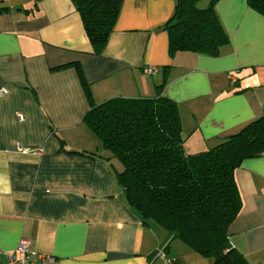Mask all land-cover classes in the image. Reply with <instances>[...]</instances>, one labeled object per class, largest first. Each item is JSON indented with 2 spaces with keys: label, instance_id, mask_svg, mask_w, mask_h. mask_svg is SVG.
<instances>
[{
  "label": "crops",
  "instance_id": "crops-1",
  "mask_svg": "<svg viewBox=\"0 0 264 264\" xmlns=\"http://www.w3.org/2000/svg\"><path fill=\"white\" fill-rule=\"evenodd\" d=\"M176 1L123 0L96 55L71 0H0V252L25 239L50 264H215L143 226L116 183L121 164L83 123L76 65L96 104L153 98L161 85L178 105L187 154L264 115V18L246 0H219L229 38L219 56H171L163 27ZM234 178L242 205L229 242L248 264H264V154Z\"/></svg>",
  "mask_w": 264,
  "mask_h": 264
},
{
  "label": "trees",
  "instance_id": "trees-1",
  "mask_svg": "<svg viewBox=\"0 0 264 264\" xmlns=\"http://www.w3.org/2000/svg\"><path fill=\"white\" fill-rule=\"evenodd\" d=\"M218 1H176L163 27L171 56H219L229 38L215 12ZM71 2L94 54H102L123 0ZM246 3L264 18V0ZM76 70L89 104L83 123L121 164L116 183L143 226L156 224L168 240L182 241L215 264H248L229 242V227L242 205L234 173L243 161L264 154V115L217 146L187 154L178 105L162 96L161 85L153 98L117 97L96 104L78 65Z\"/></svg>",
  "mask_w": 264,
  "mask_h": 264
},
{
  "label": "built area",
  "instance_id": "built-area-1",
  "mask_svg": "<svg viewBox=\"0 0 264 264\" xmlns=\"http://www.w3.org/2000/svg\"><path fill=\"white\" fill-rule=\"evenodd\" d=\"M150 75L154 74L153 69H147ZM4 89H0V94H5ZM18 119H22L19 114ZM55 259L51 256L43 255L30 248L27 240L21 239L11 254L0 252V264H50Z\"/></svg>",
  "mask_w": 264,
  "mask_h": 264
},
{
  "label": "rangeland",
  "instance_id": "rangeland-1",
  "mask_svg": "<svg viewBox=\"0 0 264 264\" xmlns=\"http://www.w3.org/2000/svg\"><path fill=\"white\" fill-rule=\"evenodd\" d=\"M206 4V1H203L200 6L204 7Z\"/></svg>",
  "mask_w": 264,
  "mask_h": 264
}]
</instances>
